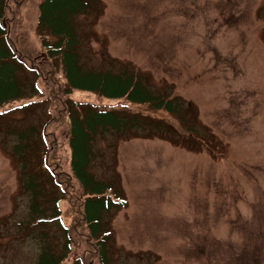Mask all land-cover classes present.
I'll list each match as a JSON object with an SVG mask.
<instances>
[{
    "label": "rangeland",
    "instance_id": "obj_1",
    "mask_svg": "<svg viewBox=\"0 0 264 264\" xmlns=\"http://www.w3.org/2000/svg\"><path fill=\"white\" fill-rule=\"evenodd\" d=\"M101 6L98 18L82 24L88 65L140 70L152 87L182 99L185 121L192 116L196 129L191 135L186 122L182 127L168 114L125 100L70 94L79 103L150 114L181 133L172 140H97L92 172L100 179L118 176L127 200L113 214V261L264 264V0H101ZM37 8L38 0H25L9 35L47 70L36 39ZM42 79L41 95L25 110L0 117V264H33L37 255L34 241L15 235L26 197L10 154L14 140L4 130L48 118L52 83ZM57 144L67 164L66 142ZM59 198L60 217L73 230L75 202ZM84 234L79 225L81 256L88 250Z\"/></svg>",
    "mask_w": 264,
    "mask_h": 264
},
{
    "label": "trees",
    "instance_id": "obj_2",
    "mask_svg": "<svg viewBox=\"0 0 264 264\" xmlns=\"http://www.w3.org/2000/svg\"><path fill=\"white\" fill-rule=\"evenodd\" d=\"M24 1L0 0V117L25 110L28 100L40 96V79L42 83L49 79L52 87L46 120L39 121V125L4 130V138L14 140L10 154L17 166L19 189L26 197L25 218L15 225V235L36 244L33 264H63L65 260L69 264H117L110 248L113 214L126 209L127 200L118 185V176L100 179L93 174L99 155L95 144L107 135L115 140L165 136L172 140L181 133L174 125L150 114L79 103L70 94L79 90L114 101L125 100L130 105L168 114L182 127L186 122L184 103L170 90L152 87L138 69L88 65L84 55L89 49H83L88 36H84L82 24L103 13L101 0H38L35 30L39 51L48 62L49 69L44 70L39 62L18 50L9 35ZM16 102L20 105L13 106ZM186 123L185 132L195 135L192 116ZM59 138L66 142L67 164L57 144ZM60 195L69 203L75 202L77 219L73 230L60 217ZM79 225L88 246L85 256L76 251Z\"/></svg>",
    "mask_w": 264,
    "mask_h": 264
}]
</instances>
